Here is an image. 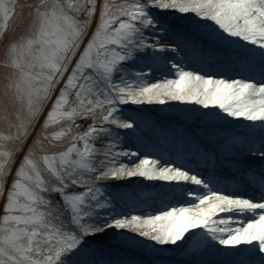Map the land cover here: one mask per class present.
Wrapping results in <instances>:
<instances>
[{
	"label": "snow or ice",
	"instance_id": "obj_1",
	"mask_svg": "<svg viewBox=\"0 0 264 264\" xmlns=\"http://www.w3.org/2000/svg\"><path fill=\"white\" fill-rule=\"evenodd\" d=\"M18 7L29 26L0 65V264H145L110 235L147 264H264V0H0V36ZM132 105L176 106V124ZM133 178L183 199L121 211L151 207L109 191Z\"/></svg>",
	"mask_w": 264,
	"mask_h": 264
},
{
	"label": "rangeland",
	"instance_id": "obj_2",
	"mask_svg": "<svg viewBox=\"0 0 264 264\" xmlns=\"http://www.w3.org/2000/svg\"><path fill=\"white\" fill-rule=\"evenodd\" d=\"M34 0H18V4H29L33 3ZM116 3H122L124 0H115ZM29 9L24 8L22 10L18 7L17 9V16L10 21L9 29L0 36V65H2L4 60V50L6 46L12 42L15 38L22 35L24 32L27 31L29 26V16H28ZM156 15H160L159 10H154ZM162 19L177 23L181 26H184L187 24V21L181 19V14L178 13H172V12H166L163 16H161ZM95 20L93 23V27L89 29L88 36L85 37V44L87 43V40L90 39L92 32L94 31L95 26ZM147 35V33H146ZM151 39V37H149ZM3 69L0 68V75H2ZM167 75L171 76V73H167ZM160 76V73H155L152 77V82H155L156 79ZM51 102L48 106V108L45 109L44 114L41 116L39 123L36 126L35 131L33 132V135L29 137L27 144H30L32 139L35 137L36 133L40 131V128L43 125V121L46 118L47 111L50 110ZM183 107V106H181ZM199 107V106H196ZM178 108L176 106H173L172 108H169L167 106H159V105H143V106H137L132 105L131 107H125L124 111L130 115H143L149 117L152 121L158 123L161 126L168 127V126H174L176 124V114L178 112ZM81 125V130H86L87 125L83 121H78ZM190 127L192 125H189ZM60 128H51L49 129V133L52 131H59ZM47 143V142H46ZM56 143V142H53ZM26 144V147H27ZM67 145V140H64L62 142H59V146L55 147L54 151H60L63 150L64 147ZM97 146H101V142H97ZM26 147L25 151L20 152L16 156V163L13 165V175L9 178V186L10 181L14 179V172L15 168L18 166L20 160L22 159L23 155L26 154ZM150 155H159L158 152H149ZM135 159V158H133ZM125 163H132V160H129L125 158L123 160ZM162 182H148V181H141L140 178H133L130 183H120L118 185H115L114 187L110 188L109 191L118 192V193H125V194H132L134 192H140L143 197H146L148 199V202L151 204V207H145L140 206L135 209H132L130 207H122L121 211H131L133 214H140L141 212H147V211H155L158 210L160 207H163V204L161 201H165L167 203L176 204L178 200H182V197H179L175 195L171 189L166 191L164 189L165 186L161 185ZM166 188V187H165ZM53 200V207H56L57 204L61 203V198L58 195H54L50 197ZM0 203H3V200H0ZM63 219L66 221L67 216L63 217ZM104 242L107 244L113 245L114 252L121 256L126 257H133L136 259H142L145 261V264H147L148 260V250L145 246L141 245H133L125 242L124 238H112L111 235L109 237L103 238ZM181 257H178L175 254L167 253L163 256L164 261L166 264H175V261L177 259H180Z\"/></svg>",
	"mask_w": 264,
	"mask_h": 264
},
{
	"label": "bare ground",
	"instance_id": "obj_3",
	"mask_svg": "<svg viewBox=\"0 0 264 264\" xmlns=\"http://www.w3.org/2000/svg\"><path fill=\"white\" fill-rule=\"evenodd\" d=\"M161 185L166 187V188L164 187V189H165L166 191L169 190V188H168L166 185H164L163 183H161Z\"/></svg>",
	"mask_w": 264,
	"mask_h": 264
}]
</instances>
